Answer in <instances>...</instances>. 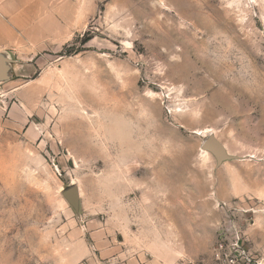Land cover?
I'll use <instances>...</instances> for the list:
<instances>
[{"label":"rangeland","instance_id":"374dc122","mask_svg":"<svg viewBox=\"0 0 264 264\" xmlns=\"http://www.w3.org/2000/svg\"><path fill=\"white\" fill-rule=\"evenodd\" d=\"M33 24L0 85V264H218L234 233L264 264V0H36Z\"/></svg>","mask_w":264,"mask_h":264},{"label":"crops","instance_id":"0c3cea01","mask_svg":"<svg viewBox=\"0 0 264 264\" xmlns=\"http://www.w3.org/2000/svg\"><path fill=\"white\" fill-rule=\"evenodd\" d=\"M36 0H0V50L7 51L15 60L16 47L28 40V27L34 24ZM40 7V11H41ZM6 110L0 106V137L2 135L3 115ZM179 255L172 257V263L178 262Z\"/></svg>","mask_w":264,"mask_h":264},{"label":"water","instance_id":"95a60500","mask_svg":"<svg viewBox=\"0 0 264 264\" xmlns=\"http://www.w3.org/2000/svg\"><path fill=\"white\" fill-rule=\"evenodd\" d=\"M16 61L7 51L0 50V85L8 83L13 77V66ZM200 150L208 152L215 160L216 167H219L226 161L238 159L236 156L230 155L224 146L213 136L208 135L202 142ZM63 198L68 202L76 214L79 213L80 196L77 186H71L62 192Z\"/></svg>","mask_w":264,"mask_h":264},{"label":"built area","instance_id":"2783aa9c","mask_svg":"<svg viewBox=\"0 0 264 264\" xmlns=\"http://www.w3.org/2000/svg\"><path fill=\"white\" fill-rule=\"evenodd\" d=\"M241 238L237 233L233 234L232 239L223 236L214 248V257L218 264H238V259L244 256V252H240Z\"/></svg>","mask_w":264,"mask_h":264},{"label":"bare ground","instance_id":"6f19581e","mask_svg":"<svg viewBox=\"0 0 264 264\" xmlns=\"http://www.w3.org/2000/svg\"><path fill=\"white\" fill-rule=\"evenodd\" d=\"M202 152H205V151H202Z\"/></svg>","mask_w":264,"mask_h":264}]
</instances>
